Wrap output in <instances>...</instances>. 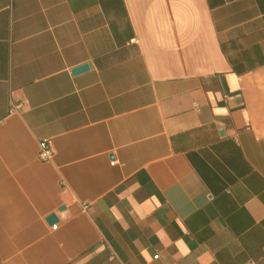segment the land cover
Listing matches in <instances>:
<instances>
[{"label":"crops","instance_id":"0c3cea01","mask_svg":"<svg viewBox=\"0 0 264 264\" xmlns=\"http://www.w3.org/2000/svg\"><path fill=\"white\" fill-rule=\"evenodd\" d=\"M248 261L264 0H0V264Z\"/></svg>","mask_w":264,"mask_h":264},{"label":"built area","instance_id":"2783aa9c","mask_svg":"<svg viewBox=\"0 0 264 264\" xmlns=\"http://www.w3.org/2000/svg\"><path fill=\"white\" fill-rule=\"evenodd\" d=\"M53 155V152L51 150V148L49 147V145L46 143V141H41L40 142V149H39V152H38V156L40 159L44 160V161H47L49 159H51ZM111 164H115V161H111ZM56 224L52 225V228L55 229L56 228ZM157 257V255L154 256V258ZM244 264H253L252 261H248Z\"/></svg>","mask_w":264,"mask_h":264},{"label":"water","instance_id":"95a60500","mask_svg":"<svg viewBox=\"0 0 264 264\" xmlns=\"http://www.w3.org/2000/svg\"><path fill=\"white\" fill-rule=\"evenodd\" d=\"M88 64L87 63H84V64H82V65H79V66H77V67H74L73 69H72V73H78V72H81V71H84V70H86L87 68H88ZM63 207H60V209H62ZM45 220H46V222L49 224V225H54V224H56V222L58 221V218H57V216H56V214L55 213H50V214H48L47 216H46V218H45Z\"/></svg>","mask_w":264,"mask_h":264}]
</instances>
